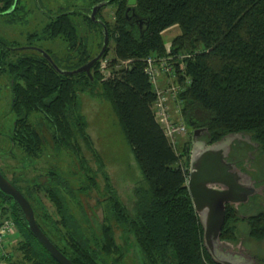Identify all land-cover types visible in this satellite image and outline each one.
Segmentation results:
<instances>
[{
    "label": "trees",
    "instance_id": "obj_1",
    "mask_svg": "<svg viewBox=\"0 0 264 264\" xmlns=\"http://www.w3.org/2000/svg\"><path fill=\"white\" fill-rule=\"evenodd\" d=\"M108 2L115 3L113 23L105 21L114 40L113 55L106 61L109 76L99 72V60L91 67V77L86 72L60 73L43 56L40 61L25 56L12 65L14 82L18 73L24 82L13 89L12 108L25 115L17 120L24 122V134L14 137L9 156L16 164L11 168L34 165L46 147L57 158L67 155L66 165L47 166L42 180L37 174L22 176L21 170L12 177L5 168L0 172L28 199L40 228L74 264H107V258L118 263L127 246L139 264H221L203 244L180 149L155 118L157 95L145 58L172 56L184 124L205 126L212 141L229 132L248 133L264 156V0H136L127 13V0ZM75 13H59L53 31L67 41L66 63L56 62L68 69L93 56L78 35ZM83 19L99 26L103 36L89 15ZM175 24L179 32L165 44L163 31ZM5 63L0 57V68ZM81 93L107 100L117 115L140 173L130 187V203L120 197L94 145ZM37 112L46 120L49 137L36 121ZM100 188L102 216L95 226L81 196ZM7 217L26 233L16 241L18 255L5 243L0 255L9 264H60L29 230L18 203L0 190V222ZM231 221L221 236L234 237ZM246 221L249 236L264 237V209Z\"/></svg>",
    "mask_w": 264,
    "mask_h": 264
},
{
    "label": "rangeland",
    "instance_id": "obj_2",
    "mask_svg": "<svg viewBox=\"0 0 264 264\" xmlns=\"http://www.w3.org/2000/svg\"><path fill=\"white\" fill-rule=\"evenodd\" d=\"M52 8L54 7L58 11L60 9L65 10H75L77 13L74 15V20L77 25L78 34L86 41L87 43V50L91 53H97L101 46L103 37L101 36L100 30L95 26L88 25L83 20V10L90 6L92 0H50ZM114 10L115 4H108L104 6L100 10V15L102 19H104L107 23L112 24L114 21ZM1 19V16H0ZM179 32L178 26L172 25L166 28L163 31V38L165 40V44L170 43L171 38L173 35ZM4 34L3 29L0 27V37ZM108 48H107V55L106 59L112 57L113 55V46L114 40L108 34ZM101 42V43H100ZM45 46H49L53 49V51L57 54V56H63L65 53L67 43L61 39L56 38V40H49L48 43H45ZM107 70V69H106ZM168 77L166 73H160L158 76L157 85L161 87L165 92L164 95V108L168 112L172 118L180 119V109L179 103L177 98V92L173 93L165 89L168 86ZM5 86L0 79V98L4 95ZM81 109L84 112L86 119L88 121V131L90 132L94 145L96 149L101 154L106 169L110 175V179L116 190L118 191L120 197L125 201L130 203V187L134 183L135 179L140 176L138 171L137 165L134 162L133 156L131 154V150L129 144L126 140L123 130L118 122L117 115L115 114L111 104L99 97H92L87 93H81ZM2 100L0 101V129L4 130L6 127L10 125V121L13 116H4V112L6 111ZM186 124V123H185ZM187 125V124H186ZM44 127V126H43ZM47 136L49 137V132L44 127ZM187 129H190L189 126ZM189 133V130L187 131ZM186 130L177 134L175 139V146L178 147L179 141L182 140L183 136L187 133ZM250 136V135H249ZM251 138V137H250ZM243 142L240 143V147L237 150L234 148V155L236 158V154H245V149L248 148L250 151V171L249 174L254 179H258L260 184L256 186L264 185V156L260 155L257 149V145L254 146L253 144L246 142L244 139ZM252 140V139H251ZM254 141V140H252ZM255 142V141H254ZM244 147H242V146ZM4 146V145H3ZM6 146V144H5ZM46 151L43 152L40 157L37 158L34 165H26L24 168L13 167L16 162L14 159L10 158L9 155H4L0 157V165L6 169L8 176H14L15 173L23 172L22 176H32L33 174L39 175L40 179H43V174L46 170V167L49 165L55 164H63L66 165L67 163V155L62 154L61 158H57L51 151L50 147H46ZM88 156L89 154L86 153ZM243 154V155H244ZM241 156V155H239ZM94 165L93 161L90 162ZM98 183L102 186L103 181L101 175L98 176ZM101 193L100 191L93 190L89 196H81L82 202L84 204L85 210L90 217V220L95 226H98L100 218L102 216V206L97 201ZM44 203L48 206V208L54 212V205L45 197V195L41 192L40 193ZM264 209V191L253 194L250 199L244 204L242 208V212L246 213V215L254 214L259 210ZM78 213V212H77ZM24 232V231H23ZM22 232V226L17 221L15 222V228L10 235L8 236L9 239L6 240L8 243L7 247L9 252L13 253L14 255H18V251L15 249L16 241L20 238V233ZM25 233V232H24ZM117 233V230H116ZM26 234V233H25ZM24 235V234H23ZM119 241L118 237H116ZM232 245L231 250L234 251H241L238 252L242 255H251L252 258L255 259L254 263L252 264H262L264 260V237L261 239H255L249 236L248 234V223L244 220H239L234 225V237L231 240H228ZM129 246L125 249V253L123 255L122 260L118 261V263L112 262V258H107V264H139L138 259L135 257L133 258L134 249L128 253ZM136 247V246H135ZM226 248H214V254L218 257H224L232 259H237L239 255L237 252L226 251ZM136 250L138 251L137 247ZM128 251V252H127ZM140 256V255H139ZM141 258V257H140ZM242 259V257H241Z\"/></svg>",
    "mask_w": 264,
    "mask_h": 264
},
{
    "label": "flooded vegetation",
    "instance_id": "obj_3",
    "mask_svg": "<svg viewBox=\"0 0 264 264\" xmlns=\"http://www.w3.org/2000/svg\"><path fill=\"white\" fill-rule=\"evenodd\" d=\"M101 2L103 3L97 8L95 12V19H92L90 16L92 7L95 4ZM108 4L111 5L115 3L108 2V0H97L95 2L94 0H92L90 6H88L86 9L83 10L82 17L84 16V14L89 15V17L94 22L98 23L103 30L102 23H105V20L102 19L100 12L98 13V11H100L104 6ZM72 11L74 10L60 9L58 11V9L56 10L54 7L52 8L50 0H0V16H1L0 27L4 31V34L2 35V37H0V57L2 58V60L6 61V63L2 65V67L0 68V79L2 80L5 86L4 95H2L0 101L2 100L4 107H6L4 116L6 117L13 116V118L10 121L11 122L10 125L6 127L4 130L0 129V157L4 155H9L10 154L9 152L12 151V148L15 149L14 137L19 135L20 133L22 134L23 132L22 131L23 129L20 125L24 124V122H19V124H17V120L18 118L24 116L25 114L22 111V109L18 108L15 111V109H13L12 106L14 99L13 89L17 82L19 83H24V82L23 79H21V77L19 76L20 75L19 73L18 75L15 76L16 78H18L17 81L14 82L13 75L15 72L12 69L13 63L17 62L19 58L25 56L28 57V61H31L32 59L40 61L39 56H43L46 59V61L49 64H51V66L56 71L66 74H73L66 72V70H72L78 67L79 65H81L79 64L78 66L72 69L61 67L66 63V55L69 52L68 44L63 56H57V54L53 51L51 47L45 46V43H48L49 40H54V39L56 40V38L63 39L62 37L57 36L53 32L56 26L57 15L59 13H67V12L71 13ZM131 11H132V7H129L126 13ZM84 21L87 23L86 20ZM140 26H141V22L139 23V27ZM95 27L98 28L99 30V26H95ZM64 41L67 43L66 40ZM97 53H94L93 56H95ZM103 54L98 59L99 64L97 68L100 73H102L100 70L101 60L106 58L104 57ZM56 61H58L61 66H59ZM53 63L58 66L59 70ZM89 76L91 77V75ZM32 118H34V116ZM36 121L41 122L43 124L42 126L46 125V120L45 118H43L41 112H37ZM186 124H185V130L186 132L189 130V133L187 132L183 136L182 140L179 141L178 148L180 149L182 158L186 164V168L188 172L187 176H189L190 168L192 167L193 164V168L194 167L196 169L200 168L202 170L205 179L212 177L213 173L211 170H213L214 168L215 171L217 172L220 171L222 167L221 166L217 167L216 162H220L223 159L229 162H234L238 168L249 174V171L251 169L249 164V158H250L249 149L248 148L245 149V154L243 152L242 154L237 153L236 158L235 155L233 154L234 148L238 150L240 147V143L243 142V140L237 138L229 139L227 136L223 135L219 139L212 141L208 136L207 129L205 126L190 127L188 124L187 125ZM188 126L190 129H187ZM245 142L246 145H248V142L247 141ZM207 164L210 166L207 167ZM0 167L4 169V167H2L1 165ZM5 174L7 175V172ZM260 183L261 182L258 181V179L254 181L255 185ZM210 187H213L215 190H220L222 188V186L219 183H210ZM262 190L264 191V188ZM251 196H249L246 201H224L223 204H221L223 205L222 224L220 225V227H218L216 223L212 225V230H213L212 233H214L215 229L217 228L219 229L220 241L231 240V238L221 236L222 229L229 220H232L231 222H229V224L231 225L233 224V226L239 220H244V219L246 220L247 215L246 213L242 212V208L244 207V204L250 199ZM211 205L212 208H214L213 202L211 203ZM208 215L209 212L206 213V217ZM197 217L202 227V223L199 219L198 214ZM212 219L214 222L218 220V218H212ZM203 232L204 230L202 227V236H203ZM215 245L216 248H221V246L218 245V240L216 241Z\"/></svg>",
    "mask_w": 264,
    "mask_h": 264
},
{
    "label": "water",
    "instance_id": "obj_4",
    "mask_svg": "<svg viewBox=\"0 0 264 264\" xmlns=\"http://www.w3.org/2000/svg\"><path fill=\"white\" fill-rule=\"evenodd\" d=\"M136 0H127V6L125 8V13L129 7L134 6ZM97 3L92 7L91 18L95 19V12L97 8L102 4ZM103 24V41L99 52L90 58L88 61L79 65L72 70H66L69 73H77L85 71L91 75V66L98 60L104 53L107 43H108V28L105 23ZM141 29V28H140ZM46 54V53H44ZM47 56V55H46ZM48 57V56H47ZM54 64V63H53ZM55 65V64H54ZM59 70L58 66L55 65ZM229 139L237 138L244 139L245 141L256 146V142L252 141L248 133L242 132H229L225 134ZM217 167L221 166L220 171H212V177L204 178V173L200 168H190V174L186 179V186L191 197V201L195 212L199 215V219L203 227V244L211 255V257L220 262L221 264H252L255 259L251 255H242L241 251L231 250L232 244L228 241L219 240V229H215L212 233V225L217 224L218 227L223 221V202L224 201H246L249 196L261 192L264 188L262 186H256L254 184V179L250 174L242 171L236 166L234 162H229L226 160H221L216 162ZM210 165L207 164V167ZM215 167V166H213ZM210 183H219L222 188L220 190H215L210 187ZM0 190L8 195H10L19 205L24 218L27 222V226L32 234L39 240V242L49 251L52 257L58 261L60 264H74L65 254H63L55 244L47 237V235L40 228L35 220L33 208L28 201V199L23 195V193L6 177L0 172ZM213 202L214 208H212L211 203ZM204 207V209H203ZM209 215L206 217V213ZM205 216V217H204ZM212 218H218L217 221H213ZM218 240V245L227 251L237 252V259L230 260L229 258L218 257L214 254L215 243ZM242 257V259H241Z\"/></svg>",
    "mask_w": 264,
    "mask_h": 264
},
{
    "label": "built area",
    "instance_id": "obj_5",
    "mask_svg": "<svg viewBox=\"0 0 264 264\" xmlns=\"http://www.w3.org/2000/svg\"><path fill=\"white\" fill-rule=\"evenodd\" d=\"M183 55H181L182 57ZM171 55L155 56L149 55L145 58V70L148 73L149 79L156 91V100L153 105V110L156 120L162 126L165 134L169 137L171 142L175 145L174 137L185 131V124L180 119H173L171 115L164 108V95L165 92L161 87L157 85L158 76L160 73H166L168 77V86L165 88L171 92H178L181 84L177 82L174 78L176 74L174 73L173 62L171 61ZM107 59L104 58L100 63V70L103 74V78L110 75L109 70L106 68ZM129 59L122 60V63L126 65ZM107 69V70H106ZM15 228V223L11 218H4L0 222V253H3V248L5 246L6 240L10 234H12Z\"/></svg>",
    "mask_w": 264,
    "mask_h": 264
},
{
    "label": "crops",
    "instance_id": "obj_6",
    "mask_svg": "<svg viewBox=\"0 0 264 264\" xmlns=\"http://www.w3.org/2000/svg\"><path fill=\"white\" fill-rule=\"evenodd\" d=\"M10 237V235H9ZM9 239V238H7ZM0 264H9L8 261L0 255Z\"/></svg>",
    "mask_w": 264,
    "mask_h": 264
}]
</instances>
